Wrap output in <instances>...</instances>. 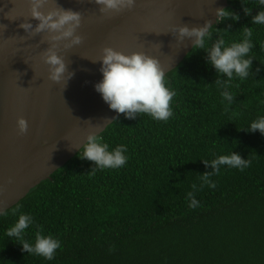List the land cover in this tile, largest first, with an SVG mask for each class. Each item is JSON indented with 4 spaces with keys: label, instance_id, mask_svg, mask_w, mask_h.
<instances>
[{
    "label": "trees",
    "instance_id": "trees-1",
    "mask_svg": "<svg viewBox=\"0 0 264 264\" xmlns=\"http://www.w3.org/2000/svg\"><path fill=\"white\" fill-rule=\"evenodd\" d=\"M226 8L239 20L213 31L231 42L251 27L255 43L252 72L229 88L233 103H222L207 52L191 49L166 73L175 92L168 121L120 114L100 133L110 149L127 146L124 167L92 174L94 162L78 151L0 216V264H264V134L246 130L264 116V25L252 24L260 10L253 0H228ZM232 151L250 167H222L215 188L197 191L199 207L190 208L186 194L212 171L204 160ZM21 213L34 218L26 240L34 243L42 228L61 241L53 260L5 235Z\"/></svg>",
    "mask_w": 264,
    "mask_h": 264
},
{
    "label": "water",
    "instance_id": "water-1",
    "mask_svg": "<svg viewBox=\"0 0 264 264\" xmlns=\"http://www.w3.org/2000/svg\"><path fill=\"white\" fill-rule=\"evenodd\" d=\"M30 2L0 0V24L7 25L0 30V208L5 210L50 179L90 132L100 134L120 115L94 87L102 79L98 59L104 47L156 56L168 73L192 49L189 38L177 42L173 27L215 25V10L228 5V0H136L132 9L104 14L94 0H47L45 11L62 7L82 13L77 29L82 42L69 49L61 43L58 49L73 76L57 83L43 60L49 34H29L19 26L29 19L38 23ZM21 116L28 122L24 133L17 126Z\"/></svg>",
    "mask_w": 264,
    "mask_h": 264
},
{
    "label": "clouds",
    "instance_id": "clouds-1",
    "mask_svg": "<svg viewBox=\"0 0 264 264\" xmlns=\"http://www.w3.org/2000/svg\"><path fill=\"white\" fill-rule=\"evenodd\" d=\"M46 3L47 0H31L30 15L38 23L33 26L29 19L19 26L29 34L45 32L49 34V46L43 55L44 62L49 66L48 77L57 83L61 80L67 83L73 73L69 71L68 64L58 49L61 43L64 49H69L82 42L83 38L77 31L81 25L82 13L62 7H54L45 11L43 9ZM94 3L98 6L100 13L112 14L124 9H132L136 0H94ZM242 3L247 5L248 0H242ZM253 3L260 10L252 16V24L264 25V0H253ZM243 10L248 15L252 8L244 7ZM215 13L216 24L229 18L233 21H238L240 18L237 13L228 8H217ZM7 18L15 20L9 16ZM213 26L211 21H205L201 26L191 27L187 24H179L173 27L172 33H175L178 43L189 38L192 40V49H202L207 52L206 62L216 70L215 84L220 89L222 103L227 109L235 99L234 94L229 91L232 81L237 78L244 81L252 72L254 58L250 53L255 47L253 31L251 27L245 26L241 29L242 36L238 41L228 42L219 34V29L215 27L217 31H213ZM6 27L7 25L0 24V30L4 31ZM214 33L218 37L215 40H213ZM98 61L101 64L102 79L94 87L111 110L123 114L128 119H134L141 114H146L157 121H168L172 117L171 102L175 92L168 86L166 71L156 56L143 51L126 54L111 46H106L102 49V55ZM17 126L19 131L24 133L27 131L28 122L21 116L17 120ZM246 130L250 132L259 130L261 134H264V116L251 121ZM127 151V146L123 144L110 149L109 144L103 141L99 133L90 132L80 147L78 155L82 159L94 162L95 167L91 173L95 174L97 170L124 167L128 162ZM204 163L206 166L210 165L212 171L202 173L199 177V187L194 183L193 191L186 194L189 207L193 209L199 207L195 193L205 186L215 188L212 177L219 175L222 167L243 171L251 165L249 159L234 151L229 155L215 156L211 161L204 160ZM11 180L12 178L9 177V183ZM6 215L7 211L0 208V216ZM33 224L34 218L31 214L21 213L16 222L6 229L5 235L13 242H19L22 250L28 254L53 260L56 251L62 247L61 241L51 234L44 235L41 228L35 234L34 243L29 242L24 237L27 229Z\"/></svg>",
    "mask_w": 264,
    "mask_h": 264
}]
</instances>
